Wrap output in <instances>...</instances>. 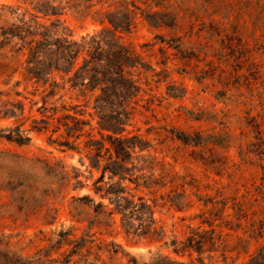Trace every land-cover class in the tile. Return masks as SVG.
Listing matches in <instances>:
<instances>
[{
  "label": "rangeland",
  "instance_id": "1",
  "mask_svg": "<svg viewBox=\"0 0 264 264\" xmlns=\"http://www.w3.org/2000/svg\"><path fill=\"white\" fill-rule=\"evenodd\" d=\"M49 1L61 9L66 30L60 32L75 41L105 28L104 13L123 10L121 0ZM126 1L133 25L118 36L143 59L145 68L135 75L146 91L126 130L151 144L138 155L154 156L168 177L151 190L122 185L155 202L154 228L164 238L128 236L118 216L99 225L92 205L107 204L94 192L100 172L81 150L49 141L60 139L62 130L37 131L32 123L43 118L44 98L59 117L66 113L63 105L69 113L74 106L91 113L98 92L82 95L55 73L54 89L32 79L27 52H19L14 40L0 47V109L23 104L15 117L0 115V264H142L156 255L198 264L194 253H174L170 241H183L187 226H198L196 216L216 198L225 205L218 230L228 249L225 258L219 252L212 259L203 255L204 264H243L264 245V172L251 152L256 136L249 126L264 128V0ZM31 2L0 0V27L17 23L13 10ZM153 12L168 15L164 21L172 26L150 25L144 17ZM90 125L97 136L96 119ZM15 127L29 137L27 143L4 138ZM181 133L189 144L177 138ZM182 192L189 206L178 210L169 199L180 201ZM106 245L117 253L109 254Z\"/></svg>",
  "mask_w": 264,
  "mask_h": 264
},
{
  "label": "trees",
  "instance_id": "2",
  "mask_svg": "<svg viewBox=\"0 0 264 264\" xmlns=\"http://www.w3.org/2000/svg\"><path fill=\"white\" fill-rule=\"evenodd\" d=\"M19 1L25 4V0ZM51 3L49 0H32L30 7L15 8L13 14H16L17 23L0 27V47L16 40L14 46H18V51L27 52V75L37 82L49 83L54 89L58 83L51 75L55 73L59 74L62 80L66 79L71 88L78 90L80 94L98 92V95L91 103V113H87L86 109L75 111L76 106L70 108L74 112L69 113L63 105L61 110L66 113L59 117H54L56 108H48L44 98L40 107L43 118L32 121L33 129L40 131L52 127V132L62 130L60 139L49 141L69 150H81L84 152V158L89 161V166L100 172L95 181L94 192L100 199L107 200V204L98 202L92 205L95 216L99 217V225L108 226V223H114V217L118 216L120 227L128 236L152 233L164 238V232L154 228L155 202L146 200L143 196L136 197L127 186L122 185L128 181L134 185L135 190H151L161 186L168 177L163 164L154 156L138 155L145 149L152 148L151 144L140 135H132L126 130L132 125L139 102L146 94L135 75L136 69L145 68L143 59L118 36V33H128L133 25L134 15L127 10L128 2L121 0L122 11L104 13L103 22L107 26L95 35L82 37L80 41L72 40L70 35L60 32L66 30L59 19L61 9ZM5 8L9 7H2ZM52 17H55V20L50 21ZM166 17L168 15L153 12L144 18L154 27L172 26L164 21ZM40 18L50 21L49 24L39 22ZM16 110L23 113L21 102L4 103L0 115L15 117ZM94 119L98 127L97 136L93 134L94 128L90 125ZM40 124L43 127H37ZM249 126L256 136V142L250 146L251 152H256V162L264 172V128L261 130V125L256 122ZM4 138L19 145L29 141V137L19 127L9 129ZM177 138L184 144L190 142L189 136L182 133ZM80 139H83L82 142H79ZM79 144L82 148L78 147ZM143 170H147L148 174L142 173ZM157 170L158 177H154ZM106 175L108 182H104ZM178 197L180 201L169 199L172 206L178 210L189 206L188 202L185 203L187 197L184 192ZM221 201L216 198L209 202L210 209L196 216L200 219L199 225L187 226L183 241H170L174 253H187L189 257L194 253L197 255L198 264H204L203 255L212 259V254L219 252L224 257L228 245L222 232L218 230L225 222L221 215L225 205L222 207ZM103 249L109 254L117 253L109 250L107 245ZM134 262L132 261V264H137ZM142 264L195 263L192 260L182 262L168 256L156 255L150 262ZM243 264H264V245Z\"/></svg>",
  "mask_w": 264,
  "mask_h": 264
}]
</instances>
